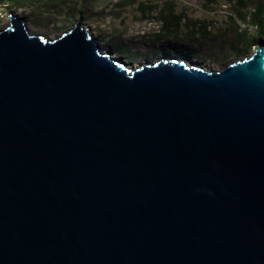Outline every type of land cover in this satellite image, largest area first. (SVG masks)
<instances>
[{"label": "water", "instance_id": "95a60500", "mask_svg": "<svg viewBox=\"0 0 264 264\" xmlns=\"http://www.w3.org/2000/svg\"><path fill=\"white\" fill-rule=\"evenodd\" d=\"M8 18L0 264H264V46L135 67Z\"/></svg>", "mask_w": 264, "mask_h": 264}, {"label": "rangeland", "instance_id": "374dc122", "mask_svg": "<svg viewBox=\"0 0 264 264\" xmlns=\"http://www.w3.org/2000/svg\"><path fill=\"white\" fill-rule=\"evenodd\" d=\"M262 7L264 0H0V31L11 13L51 39L80 23L129 65L169 57L220 70L264 46V17L263 25L253 20Z\"/></svg>", "mask_w": 264, "mask_h": 264}, {"label": "trees", "instance_id": "16d2710c", "mask_svg": "<svg viewBox=\"0 0 264 264\" xmlns=\"http://www.w3.org/2000/svg\"><path fill=\"white\" fill-rule=\"evenodd\" d=\"M264 7H262L261 9H260V11L259 12H257L256 11V13L254 14V16H253V20H258V22L261 24V25H263V21H261V19L264 17V9H263Z\"/></svg>", "mask_w": 264, "mask_h": 264}, {"label": "bare ground", "instance_id": "6f19581e", "mask_svg": "<svg viewBox=\"0 0 264 264\" xmlns=\"http://www.w3.org/2000/svg\"><path fill=\"white\" fill-rule=\"evenodd\" d=\"M68 32V31H67ZM63 34V33H62ZM39 35H41V34H39ZM43 36V35H42ZM250 57V56H249Z\"/></svg>", "mask_w": 264, "mask_h": 264}]
</instances>
